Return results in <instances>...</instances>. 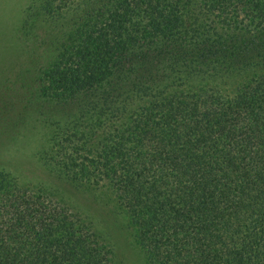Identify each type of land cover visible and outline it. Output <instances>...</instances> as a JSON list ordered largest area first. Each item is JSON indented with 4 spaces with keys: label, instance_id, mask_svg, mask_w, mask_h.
Returning a JSON list of instances; mask_svg holds the SVG:
<instances>
[{
    "label": "trees",
    "instance_id": "16d2710c",
    "mask_svg": "<svg viewBox=\"0 0 264 264\" xmlns=\"http://www.w3.org/2000/svg\"><path fill=\"white\" fill-rule=\"evenodd\" d=\"M14 35L0 140L41 132L39 165L106 188L147 264H264V0H26ZM45 188L0 167V264H113Z\"/></svg>",
    "mask_w": 264,
    "mask_h": 264
},
{
    "label": "rangeland",
    "instance_id": "374dc122",
    "mask_svg": "<svg viewBox=\"0 0 264 264\" xmlns=\"http://www.w3.org/2000/svg\"><path fill=\"white\" fill-rule=\"evenodd\" d=\"M25 3L26 0H0L1 110L2 105L14 98L6 91L5 86L8 84L13 88L11 82H13L17 64L13 61L20 57L19 42L14 31ZM15 134L12 135L13 139L3 138L0 140L1 168L15 174L21 183L40 182L46 187V193L51 199L68 205L85 218L93 231L110 247L113 264H147L142 251L134 243L125 212L118 206L106 188L101 186L76 188L51 176L39 165L33 155L41 132L32 134L33 140L29 143H25L21 137H17Z\"/></svg>",
    "mask_w": 264,
    "mask_h": 264
}]
</instances>
